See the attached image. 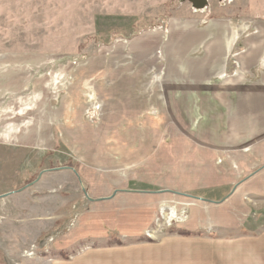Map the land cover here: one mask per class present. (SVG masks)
<instances>
[{
    "label": "rangeland",
    "instance_id": "rangeland-1",
    "mask_svg": "<svg viewBox=\"0 0 264 264\" xmlns=\"http://www.w3.org/2000/svg\"><path fill=\"white\" fill-rule=\"evenodd\" d=\"M206 1L0 0V264H210L188 228L261 205L222 199L264 163V0ZM90 190L160 194L96 211ZM91 213L116 239L69 246Z\"/></svg>",
    "mask_w": 264,
    "mask_h": 264
},
{
    "label": "crops",
    "instance_id": "crops-1",
    "mask_svg": "<svg viewBox=\"0 0 264 264\" xmlns=\"http://www.w3.org/2000/svg\"><path fill=\"white\" fill-rule=\"evenodd\" d=\"M258 40V39H257ZM260 50L253 51L251 55H257L259 54ZM214 57H217V54L214 55ZM252 57V56H251ZM206 74V73H205ZM206 77V76H205ZM198 82V81H195ZM203 82V83H202ZM200 81L201 83V89H205L208 83V80L206 79L205 81ZM207 83V84H206ZM212 86H219L220 88H224L225 86L221 85H212ZM226 88L228 89H237L235 85H226ZM262 89V88H260ZM264 90V88H263ZM264 95V93H262ZM221 100V99H220ZM264 105V98L262 99H251V105ZM248 133H246L247 135ZM248 136V135H247ZM253 136V135H252ZM249 153H254L258 152V147L252 146L251 149H247ZM260 171H264V163L256 168V171L248 175L244 180L236 184L233 192L222 199L224 201L227 198H231L233 195L235 196L237 200L238 199V194L243 193L245 187L248 184H251L252 186H257L259 184L261 187V191H252L251 193L254 195L256 194L258 199H261L259 201H263L259 207H257V210H251L250 208V214L246 213L245 218H247L246 221H242L240 224H236V226H226L225 224H222L219 220L212 223V224H197L193 225L191 228L189 227L188 233L190 235L187 236V245L193 247L200 246L202 249V252L198 254L200 256L203 254L204 256V248L208 247L210 250H215L213 253L216 256V260L213 262H210V264H223L222 263V257L230 256L232 258V261H236L238 264H264V177L259 178ZM117 192L112 191L110 195L105 194H94L92 190H90L86 194L85 197H88V204H89V209L96 210V211H105L107 208L109 210L117 209L118 207L115 206L114 204L112 205V202L119 203V202H130V198H132V195H142V198H150V200H153V197H148V196H153V194H160V192H147V191H134L132 192L131 195H120V197L117 195ZM128 194V193H127ZM171 194H174L176 196H184L186 198H191L197 201H206L204 198L200 197H194L190 196L188 194H181L178 192H171ZM12 195V194H11ZM148 195V196H147ZM119 197V199H118ZM123 199H120L122 198ZM89 199H95L94 201H91ZM136 200V199H135ZM222 201H219L220 203ZM213 202V201H212ZM122 207H124L122 205ZM130 207V204H127V208ZM122 210V209H120ZM211 210V209H210ZM158 209L154 208L153 213H154V218L157 215ZM113 213V212H112ZM196 213V212H195ZM194 212L193 216L195 215ZM93 213L87 216H82L81 219L79 220L78 224L79 226L76 228V230L72 233L71 237L73 238L69 246H73V241L79 240L81 238L83 239H94L96 240V244H98L99 241L101 240H110V238H115V236H110L109 231H101V225L102 223L98 220V218H106L107 214L103 213L100 214L101 217H98V214L96 216V219L94 222L91 223L90 219L93 216ZM242 215V214H241ZM212 217V216H210ZM94 219V218H93ZM90 221L91 226H88L89 228L84 229L86 227L85 223L86 221ZM85 223V224H84ZM123 232V231H122ZM133 233H136V235H139L140 232H131L126 233L127 236L133 235ZM143 235V234H142ZM70 237V238H71ZM68 248V247H65ZM216 248V249H215ZM194 249V248H193ZM217 250V251H216ZM92 252H87L83 253L82 255L76 256L74 258H69L68 260L66 258L64 259H53L49 260V262H46L45 264H124L121 263V261H114L113 259H102L98 258V253L99 250H95ZM192 260H195V257L197 254L192 251ZM198 264V263H196Z\"/></svg>",
    "mask_w": 264,
    "mask_h": 264
},
{
    "label": "water",
    "instance_id": "water-1",
    "mask_svg": "<svg viewBox=\"0 0 264 264\" xmlns=\"http://www.w3.org/2000/svg\"><path fill=\"white\" fill-rule=\"evenodd\" d=\"M192 3L193 7L197 10H201L207 7V1L206 0H185ZM87 196V194H86ZM88 198V197H87ZM90 201H93L92 199H89Z\"/></svg>",
    "mask_w": 264,
    "mask_h": 264
},
{
    "label": "bare ground",
    "instance_id": "bare-ground-1",
    "mask_svg": "<svg viewBox=\"0 0 264 264\" xmlns=\"http://www.w3.org/2000/svg\"><path fill=\"white\" fill-rule=\"evenodd\" d=\"M199 11V10H198Z\"/></svg>",
    "mask_w": 264,
    "mask_h": 264
}]
</instances>
